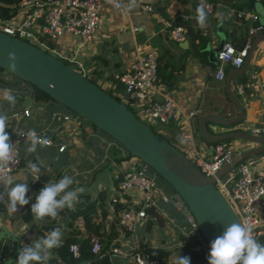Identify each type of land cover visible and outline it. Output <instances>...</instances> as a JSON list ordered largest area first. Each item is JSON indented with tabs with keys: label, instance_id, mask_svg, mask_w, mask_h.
Here are the masks:
<instances>
[{
	"label": "crops",
	"instance_id": "crops-1",
	"mask_svg": "<svg viewBox=\"0 0 264 264\" xmlns=\"http://www.w3.org/2000/svg\"><path fill=\"white\" fill-rule=\"evenodd\" d=\"M261 1L264 4V0ZM140 2L150 3L152 10H147L140 4L131 10L104 4L96 31L82 53L79 49L78 58L82 62L86 59L89 73L91 77L96 76V82H105L106 90L113 88V94L124 101L130 99L123 87L118 85L116 74L125 70L136 55L153 53L158 64V79L153 97L169 96L178 106V116L167 122L162 132L171 138L172 141H169L172 144L181 146L178 148L182 151L195 147L209 152L213 144L201 139L194 128V117L200 110L193 116L189 113L196 108L200 109L203 103L208 105L210 113L217 115L223 106L226 107L225 112H229L231 107L225 103V77L215 78L214 72L219 62L209 57L207 47L217 48L221 35L224 36V41L242 45L249 36L250 26L256 22L264 24V17L257 13L258 18L252 19L249 13L253 11L246 6L248 0H204L207 23L206 27L201 28L196 19V9L201 0ZM177 25L184 27V37L180 40L173 39L169 34L170 28ZM263 33L264 29L255 32L251 35V42L255 36ZM60 40L61 44H66L77 38L65 34ZM244 73L245 82L237 81L238 76L231 80L234 92L233 86L236 88L240 83L244 86L245 98L238 96L244 107L243 119L231 126L207 122L210 131L223 133L242 129L251 132L252 128L257 127L260 128L261 135H264V40L256 44L250 65ZM7 81L6 85L0 84V90L10 89L16 96V102L13 106L0 99V113L9 117L7 131L10 137L15 136L18 127H31L46 130L53 141L47 147L38 146L37 152L33 154L26 152V140L18 142L21 162L8 175L19 176L25 173L29 160L38 163L41 171L38 174L39 180H35L30 173L23 176V180L29 184L28 205L18 206L17 212L9 216L6 205L0 203V229L4 226L15 234L19 244L17 249L16 241L10 238L1 240L0 256L6 259L10 253L15 252L9 264H15L22 244L30 245L35 239L49 233L40 228L41 221L34 219L31 206L35 203L36 195L48 182H57L65 175L76 182L71 187H82L84 192L80 194L74 209L59 211L56 223L62 232V246L53 250V258L49 264H75L66 261L67 251L63 244L67 236L73 235L74 227L80 234L86 233L85 224L84 229L80 228L79 218L82 215L77 211L89 201L95 202L98 217L103 221L102 229L105 233L102 238L106 239V233L110 231L114 234L110 246L104 251L110 264H135L131 253L137 250L141 242L171 250L170 256L174 258L186 241H199L198 229L189 221L185 211L159 198L160 192L172 194V186L148 167V174L155 180L154 199L147 208V216L136 223L132 230H125L120 222L122 208L126 204L141 202L142 192L136 188L120 190L119 176L125 170L144 164L110 135L94 124L86 123L83 117L61 102L51 99L36 100L28 82L11 75H7ZM21 96L30 100L28 106L22 104ZM25 107L29 109L28 116L13 115L14 112H22ZM135 107L141 113L138 106ZM64 115H68V118L65 119ZM229 144L241 151L258 145L242 138H233ZM59 145H64L61 151L58 150ZM249 159L254 169L264 174V151ZM3 191L4 186L0 184V192ZM114 197L117 201H113ZM113 246H117L120 252H113Z\"/></svg>",
	"mask_w": 264,
	"mask_h": 264
},
{
	"label": "built area",
	"instance_id": "built-area-1",
	"mask_svg": "<svg viewBox=\"0 0 264 264\" xmlns=\"http://www.w3.org/2000/svg\"><path fill=\"white\" fill-rule=\"evenodd\" d=\"M140 1L137 0L136 5L140 4L143 8L152 10L150 3ZM116 2L121 5L120 8H128L126 0H116ZM104 4L117 8L108 4L106 0H20L10 16L0 14V30L35 44L46 52L62 58L66 63H74L80 74L90 78L88 67L78 58V52L80 47L89 41L96 31L100 21V10ZM249 14L253 20L258 18L257 12H250ZM263 29L264 24L257 22L252 24L249 28V36L241 46H237L232 41L223 42L216 51L219 65L214 72L215 78L223 79L225 77L226 66H230L231 69L239 67L243 63L251 44V35ZM65 34L81 40L75 46L73 53L61 47L60 39ZM169 34L173 39L180 40L184 37V27L181 25L174 26L170 28ZM116 78L123 84L128 99L131 100L134 107L138 106L141 113L149 121L166 123L178 116V106L171 97H153L158 79L157 59L153 53L147 52L136 55L125 70L116 74ZM235 94L245 98L243 84L237 85ZM199 110V108H196L189 114L193 116ZM21 114L28 116V107L23 108L22 112L13 113L15 117ZM64 118L67 119L68 115H64ZM29 130H34L38 136L48 138L51 144L53 143L46 130L31 127L16 128L15 136L11 138V141L16 143L17 141L26 140V134ZM251 133L261 134V130L255 127L252 128ZM185 136H188V134ZM63 148L64 145L58 146L60 151ZM184 152L202 172L215 177V186L226 196L240 223L248 226L253 237L260 242L261 237L264 235V174L254 169L250 159H244L236 164L235 169V165H232V171L229 170L225 175L216 177V172L224 160H229L233 154L242 152L239 149L236 150L229 142H216L209 152L200 151L195 147H190ZM13 155L14 163L5 170L3 175H8L20 165L21 157L18 143L15 146ZM141 162L145 164L143 161ZM118 187L122 191L136 188L142 192L141 202L126 204L121 211V224L125 230H132L136 223L147 216V208L154 199L155 180L148 174L145 165L135 166L122 173L118 180ZM159 198L171 202L179 210H184L189 221L197 228L192 213L175 190L172 194L160 192ZM113 201H117V198L114 197ZM79 221L80 228L84 229L83 217H80ZM198 233L201 242L200 248L210 254V246L199 231ZM91 243V250L99 252L101 246L99 237L92 234ZM69 250L73 256H78V243H70ZM111 250L120 252L117 246H113ZM100 254L103 255L104 252ZM131 256L135 264H159V261L151 258L148 253L135 251L131 253ZM76 264H90V262L85 260Z\"/></svg>",
	"mask_w": 264,
	"mask_h": 264
},
{
	"label": "water",
	"instance_id": "water-1",
	"mask_svg": "<svg viewBox=\"0 0 264 264\" xmlns=\"http://www.w3.org/2000/svg\"><path fill=\"white\" fill-rule=\"evenodd\" d=\"M246 6L264 17V4L261 0H248ZM260 40H264V33L252 40L243 63L239 67L229 69L225 75L224 88L233 104L235 115L222 117L206 113L199 118V132L206 141L216 143L230 138H242L258 143L257 146L233 154L229 160H224L216 172V177L225 174L232 165L264 151V135L242 129L214 133L207 126V122L210 121L231 126L243 119L244 107L232 89L231 80L244 74L250 65L253 49ZM223 42L224 36L221 35L217 48L207 47L209 57L218 62L216 51ZM9 52L16 55L15 70L9 67ZM0 67L42 89L54 100L83 117L86 123H92L110 135L131 155L149 165L182 197L194 217L198 231L209 246L223 234L228 225L240 223L226 196L215 186L213 175L202 172L184 151L160 132H155L149 123L137 116L123 101L80 74L74 63H66L62 58L46 52L35 44L0 30ZM21 98L22 104L28 106L30 100L22 96ZM0 233H2L0 242L4 238H10L17 242L19 249L15 234L4 226H1ZM14 256L15 252L10 253L6 259L0 256V264H9Z\"/></svg>",
	"mask_w": 264,
	"mask_h": 264
},
{
	"label": "clouds",
	"instance_id": "clouds-1",
	"mask_svg": "<svg viewBox=\"0 0 264 264\" xmlns=\"http://www.w3.org/2000/svg\"><path fill=\"white\" fill-rule=\"evenodd\" d=\"M110 5L120 8L121 5L116 0H106ZM137 0H129L128 9L136 6ZM197 22L201 28L206 27L207 14L204 0L196 9ZM9 67L15 70L16 55L14 52L8 53ZM0 99L7 101L10 105H15L16 96L10 89L0 90ZM9 117L0 113V184L4 186V191L0 192V203H4L9 216L15 214L18 206L28 205L27 198L29 184L23 180V176L30 173L39 180L41 171L38 163L31 160L27 162L26 172L19 176L3 175L12 163H14V149L16 143L11 141L7 131ZM26 152L33 154L39 147H47L51 144L48 138L37 135L34 130H29L26 134ZM37 159H39L37 157ZM76 182L68 175L63 176L57 182H48L36 195L35 203L31 206V212L36 221L45 218L56 219L59 211L65 208L74 209V205L79 200V196L84 192L82 187H71ZM2 234V233H0ZM62 246V232L59 228L52 230L43 237H39L30 245L22 244L18 259L15 264H49L53 258V250ZM172 264H191L190 257L175 256ZM208 264H264V244L258 242L252 235L251 229L242 223H232L225 228L221 236L211 242Z\"/></svg>",
	"mask_w": 264,
	"mask_h": 264
},
{
	"label": "trees",
	"instance_id": "trees-1",
	"mask_svg": "<svg viewBox=\"0 0 264 264\" xmlns=\"http://www.w3.org/2000/svg\"><path fill=\"white\" fill-rule=\"evenodd\" d=\"M20 0H0V14L3 16H10L16 9V4ZM241 46V45H239ZM230 69V66L225 67V71H228ZM157 71H158V64H157ZM9 72L4 70L0 67V84L6 85L8 84L7 81V75H10ZM13 77L21 80L20 78L16 77L15 75L11 74ZM92 81L96 82L95 78H90ZM246 80V74H242L237 77V81L239 82H245ZM118 85L122 86L124 89L123 84L117 79ZM27 83V82H26ZM97 83V82H96ZM29 86H31V94L36 100L40 99H51L54 100L49 94H47L42 89L36 87L35 85H32L30 83H27ZM98 84V83H97ZM99 85V84H98ZM246 89V88H245ZM109 93L114 95L118 100L123 101L118 95L113 94L110 90H107ZM226 101L225 103H228L229 107H231V110L229 112H225L226 107L223 106V108H220V111L218 112V115L222 117H232L235 115V109L233 107V104L229 100L227 94H225ZM217 100H215L216 102ZM129 108H131L134 111V105L132 104L131 100H124L123 101ZM208 105L203 103L200 106V112L195 115V122H194V128L195 132L199 134L201 139L205 140L202 135L199 132V118L203 114L210 113L209 112ZM135 112V111H134ZM136 113V112H135ZM138 116V115H137ZM169 122V121H168ZM166 123H162V128ZM151 128L155 132H160L157 129L154 128V126H151ZM161 133V132H160ZM162 134V133H161ZM232 138L226 139L224 141L229 142ZM206 141V140H205ZM222 140V142H224ZM207 143L215 144V142H209ZM121 177V176H119ZM166 181V180H165ZM167 182V181H166ZM172 188V187H171ZM174 190V189H173ZM120 206V205H118ZM83 217L86 233L80 234L79 230L77 228H73L74 233L71 236H67L65 238V242L63 244L64 248L67 251L66 261L70 263H79L85 260H88L90 264H110L108 257L103 254L101 255V252H104L105 249H107L110 246V242L113 237V232L110 231L109 233H106V239H103L102 235L105 233L102 229V219L98 217L97 209L95 208V202L89 201L86 204H84L78 211ZM103 216V215H102ZM72 220H74V217H72ZM56 219L52 218H45L44 220H41L40 228L44 229L48 232H51L52 230L57 228ZM129 232V231H126ZM92 234L98 236L100 238L101 246L99 252H93L91 250L92 243H91V236ZM201 235V234H200ZM101 238L103 240H101ZM77 241L78 243V256H73L72 253L69 250V245L72 242ZM260 243L264 244V235L260 239ZM201 242L196 241L194 239L186 241L183 246L179 249V252L177 253V256H187L191 259V264H208V257L209 254L204 252L202 248H200ZM139 252L148 253L149 256L153 259H157L159 261V264H172L173 258H171V250L164 249L162 247L152 246L148 242H141L137 250Z\"/></svg>",
	"mask_w": 264,
	"mask_h": 264
},
{
	"label": "rangeland",
	"instance_id": "rangeland-1",
	"mask_svg": "<svg viewBox=\"0 0 264 264\" xmlns=\"http://www.w3.org/2000/svg\"><path fill=\"white\" fill-rule=\"evenodd\" d=\"M73 38H74V36H72ZM63 38V37H62ZM61 38V39H62ZM75 38H77V37H75ZM61 41V40H60ZM81 40L80 39H78L77 38V40L76 41H71V42H68L67 41V43L66 44H61V47L62 48H64L65 50L67 49V50H69L71 53H73L75 50H74V48H75V46L77 45V43L78 42H80ZM64 42V41H63ZM89 43V41H87L85 44H83L81 47H80V53H82V49L84 48V47H86L87 46V44ZM79 53V54H80ZM79 56V55H78ZM79 58H80V56H79ZM84 59V58H83ZM82 61V60H81ZM83 63H84V65L85 66H87V63H86V59H84L83 60ZM158 72V71H157ZM9 74V73H8ZM10 75H11V73H10ZM157 75H158V73H157ZM12 76V75H11ZM90 78H95V80L96 81H98L97 79H96V76L95 77H90ZM98 84H99V86L100 87H102V88H104V89H106V85H105V82H102V83H100V82H97ZM233 88L235 89V86H233ZM108 90H110L112 93H114V90H113V88H109ZM239 97L241 98V95H239ZM138 109H137V107H134V111L136 112V114L141 118V119H143V120H145L146 122H148L149 124H150V126H154V128L155 129H157L158 128V130L168 139V140H170V141H172L171 140V138H169V136H167L166 134H164L163 132H162V123H154V122H151V121H149L145 116H144V114H142V113H139L138 111H137ZM200 137V136H199ZM201 138V137H200ZM233 139V138H232ZM236 139V138H235ZM226 140V139H225ZM224 141V140H223ZM225 143H228L227 141H224ZM178 147H180L181 148V146H179L178 145ZM185 151V150H184ZM246 159H249V157H247ZM245 159V160H246ZM146 167H148V168H151L149 165H147L146 163L144 164ZM235 167H236V165L234 166V169H235ZM152 169V168H151ZM230 171H232L231 169H230ZM226 174V173H225ZM224 174V175H225ZM160 176V175H159ZM164 180V179H163ZM165 181V180H164Z\"/></svg>",
	"mask_w": 264,
	"mask_h": 264
}]
</instances>
